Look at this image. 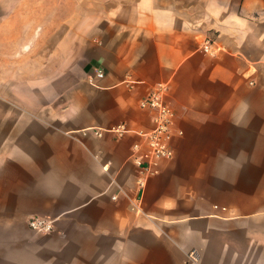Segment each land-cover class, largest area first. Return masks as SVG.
<instances>
[{"label": "crops", "instance_id": "crops-1", "mask_svg": "<svg viewBox=\"0 0 264 264\" xmlns=\"http://www.w3.org/2000/svg\"><path fill=\"white\" fill-rule=\"evenodd\" d=\"M6 2L0 264H264V0H96L59 21L88 51L76 82L70 57L40 75L37 31L2 33L42 3ZM159 84L174 155L151 173L134 130L151 129L139 102Z\"/></svg>", "mask_w": 264, "mask_h": 264}, {"label": "rangeland", "instance_id": "rangeland-1", "mask_svg": "<svg viewBox=\"0 0 264 264\" xmlns=\"http://www.w3.org/2000/svg\"><path fill=\"white\" fill-rule=\"evenodd\" d=\"M5 1V0H2ZM9 10L12 9V14L16 15V11L19 13L17 9L11 8L10 4H12L14 0H6ZM40 3V7L37 9H33L34 20L30 23H18L16 21H10L4 25H2V33L6 34H14L20 32H25L27 29H33L38 32V41L37 46L40 49L38 64L40 67V75L47 74L46 68H42L43 65L50 64L51 67L54 68L55 73L57 74L58 68L62 67L63 62L65 64L68 63V59L70 57L71 64V80L77 81L81 77V69L84 66L85 62L88 59V51L87 49L80 47L79 43L81 39H78L76 34H69L66 39L62 40V35L64 33L65 28L68 26L66 24H62L59 21L66 17L67 15L72 16H94L96 13V9L94 6H89L90 4H94L96 0H38ZM54 1L55 7L51 8L50 5ZM86 2V3H83ZM81 3V4H80ZM89 7L84 8L85 5ZM81 5V7H80ZM3 10V9H2ZM11 12V11H10ZM20 14V13H19ZM77 28L82 29V31H89L90 24L82 23L75 25ZM30 27V28H29ZM73 28L74 25L71 24ZM77 31V30H76ZM50 49V54L47 55L46 49ZM54 50H51L53 49ZM65 53L69 55L65 56L63 59V54ZM27 62H30V59L27 58ZM26 62V63H27ZM52 69V68H50ZM49 69V72H50Z\"/></svg>", "mask_w": 264, "mask_h": 264}, {"label": "built area", "instance_id": "built-area-1", "mask_svg": "<svg viewBox=\"0 0 264 264\" xmlns=\"http://www.w3.org/2000/svg\"><path fill=\"white\" fill-rule=\"evenodd\" d=\"M202 49L209 52V45L203 44ZM103 76V70L97 69L94 75L89 76V81L93 82L95 78ZM165 92L166 86L159 84L140 100V107L152 113L153 125L149 130H134L140 138V141L133 145L134 162L151 173L157 171L156 166L160 159L171 158L174 155L170 145L173 136L174 112L165 101ZM112 130L122 135L130 129L124 124H120ZM96 133L101 135L100 131H96ZM28 225L32 230L40 233H49L54 230L53 220L42 216H31L28 219Z\"/></svg>", "mask_w": 264, "mask_h": 264}]
</instances>
